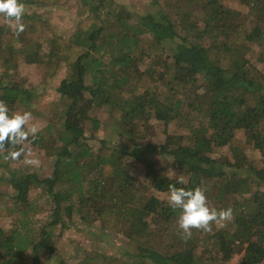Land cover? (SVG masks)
<instances>
[{
  "label": "trees",
  "instance_id": "1",
  "mask_svg": "<svg viewBox=\"0 0 264 264\" xmlns=\"http://www.w3.org/2000/svg\"><path fill=\"white\" fill-rule=\"evenodd\" d=\"M98 1H79L81 20L67 41L35 14L23 17L18 34L0 17V100L10 114L34 99L26 82L15 79L20 63L40 67L44 79L61 65L67 70L57 88L67 104L60 127L43 128L16 146L23 149L16 159L8 157L16 149L7 143L0 151L10 188L0 191V219L20 212L14 228L0 227V264L52 258L57 253L53 228L65 226L73 212L105 236L113 230L121 234L131 246L121 257L94 253L77 264H229L236 255L239 264H264V73L256 65L264 61V0H237L248 8L244 14L227 7L226 0H176L172 19L165 11L138 16L119 7L111 22L97 26L95 11L105 3ZM160 4L168 7L170 0ZM132 17L134 26L126 22ZM141 65L146 68L140 70ZM96 106L139 144L119 151L96 139L99 122L89 115ZM152 120L162 124L160 144L151 142L154 134L149 138ZM238 133L242 144L235 140ZM223 148L230 156L213 157ZM246 149L259 154L260 166L246 159ZM31 150L51 160L50 177L9 168ZM153 153L169 158L171 171L154 165ZM133 170L144 172L141 185ZM170 184L204 187L209 206L231 207L233 220L185 237L176 222L179 210L167 203ZM36 189L51 197L45 200L51 209H40L48 213L44 220L24 205ZM171 227L174 245L164 253L155 232Z\"/></svg>",
  "mask_w": 264,
  "mask_h": 264
},
{
  "label": "rangeland",
  "instance_id": "2",
  "mask_svg": "<svg viewBox=\"0 0 264 264\" xmlns=\"http://www.w3.org/2000/svg\"><path fill=\"white\" fill-rule=\"evenodd\" d=\"M58 1V2H57ZM80 0H56L53 3L46 2L42 3H25L27 7V15L35 14L41 18L50 28L54 35L60 36L65 41H67L75 32L76 25L79 23L81 18L77 16V11L80 8ZM175 1L170 0V5H161L160 0H105L102 6H99L97 11H95L98 16L97 26L106 25L107 21H112L111 14L118 10L119 7L128 9L134 15H145V14H157L160 11H165L169 13L172 19V15L175 12ZM96 2L99 1L96 0ZM224 4L227 7L240 11L242 14L248 11V8L242 5V3L237 0H226ZM97 5V4H96ZM185 5V4H184ZM186 7V5H185ZM187 10V7H186ZM137 18L132 17L126 19V22L131 26H134ZM253 22V19L250 18ZM8 24V23H7ZM252 26V25H251ZM8 27L14 30V26ZM249 29V27L247 26ZM242 36V35H241ZM98 55V54H97ZM107 55H105V61ZM256 55L252 54L250 60L252 63H256ZM148 65V63H146ZM146 65L139 66L140 70L145 69ZM257 67L262 73H264V61L257 62ZM17 76L15 79H23L26 82L25 87L31 90L34 94L33 100L27 108H22L19 112L29 111L32 114V119L30 124H35L39 131L47 127H52L53 131L60 127L63 122V111L66 107V102L57 93V88L61 80L66 76V68L61 65L56 70V74L52 78H43V71L40 67L26 65L25 63H20L17 68ZM2 70H0V75ZM4 82H8V78H4ZM199 83H202L201 81ZM186 112V111H185ZM92 118H95L99 122V130L95 133V137L98 140L105 141L108 145L117 150H124L130 148L132 145L139 144L131 137L126 136L122 133L121 129L115 125L114 119L110 116V113L102 107L96 106L89 114ZM150 126L153 127L149 134H154L151 142L160 144L164 141L165 135L163 134V127L161 123L152 120L149 122ZM179 124V123H178ZM177 124V125H178ZM57 125V126H52ZM197 125V124H195ZM175 127V122H172L168 126V133H172ZM91 126L86 125V136H89V131ZM137 131V130H136ZM47 134V133H46ZM54 134V133H53ZM150 138V135H149ZM243 136L241 133L235 135V140L242 144ZM148 140V139H147ZM96 141L94 142V144ZM92 145V142H90ZM132 149V148H130ZM246 153V159L252 161L253 165L260 166L261 158L259 154L255 151L244 150ZM230 156L227 148L220 149L218 153H214L213 157L218 156ZM25 158L35 159L38 161L36 165H28L24 163ZM149 159L156 166H161L167 168L169 171L173 168L171 160L167 157L159 155V153H153ZM233 161V159H232ZM10 169L21 168L22 171L26 172H37L43 178L50 177L52 174V162L50 159L43 157L42 153L36 151H30L27 154H23V157L19 160H15L9 164ZM168 171V173H169ZM131 174L137 180L138 185H141L144 181V172L142 170H133ZM243 176L244 173L241 172ZM5 176L7 172L5 169V161H0V191L10 192L9 186L6 184ZM4 178V180H3ZM58 189H55L57 192ZM151 193L158 199H165V194L151 190ZM51 197L46 194L45 191L41 189L33 190L28 197V202L24 205L32 209H35V219H45L47 212H43L44 209H51L50 205L45 204V200ZM50 207V208H49ZM11 208V207H9ZM43 209V210H40ZM20 214L19 211H14L9 217H4L0 219V227L4 230H9L14 228L13 221L14 218ZM69 215H71L69 219ZM65 226H56L53 228V238L56 242L57 253L49 259H43L41 264H77L82 262L88 255L92 256L94 253H101L102 255L110 257H121L126 251L131 252V246L128 245V240L121 234H116L113 230L109 235H103V231L98 229L96 224L87 225L81 220L79 215L67 214ZM148 227L150 230L156 229V226L152 223L150 218H148ZM17 227V226H16ZM157 239L161 241V251L167 252L168 248L170 251V246L174 245L172 227L169 230L160 229L155 232ZM165 233V236L164 234ZM200 249L196 251V254L200 253ZM240 256H235L229 264H239Z\"/></svg>",
  "mask_w": 264,
  "mask_h": 264
},
{
  "label": "clouds",
  "instance_id": "3",
  "mask_svg": "<svg viewBox=\"0 0 264 264\" xmlns=\"http://www.w3.org/2000/svg\"><path fill=\"white\" fill-rule=\"evenodd\" d=\"M27 14L24 0H0V17L15 28L16 33L24 30L23 17ZM32 114L29 111L15 112L10 110L5 101L0 100V151L5 149V143L16 149L18 145L29 143V137L33 138L39 128L30 124ZM23 149H16L7 153L11 159L22 155ZM25 164L36 165L35 159L25 158ZM181 181H178L180 183ZM168 206L173 210H179L177 226L185 237H191L193 230L212 232L214 227H224L233 220L231 207L216 209L209 206L206 189L196 186L192 189L176 187L175 184L168 186ZM241 261V258H240Z\"/></svg>",
  "mask_w": 264,
  "mask_h": 264
}]
</instances>
